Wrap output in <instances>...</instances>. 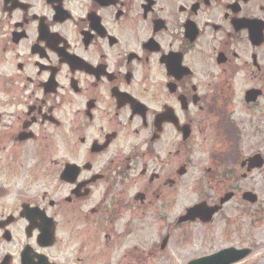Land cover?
<instances>
[{
    "label": "flooded vegetation",
    "instance_id": "obj_1",
    "mask_svg": "<svg viewBox=\"0 0 264 264\" xmlns=\"http://www.w3.org/2000/svg\"><path fill=\"white\" fill-rule=\"evenodd\" d=\"M244 123L264 127V0H0V264L169 258L226 205L179 223L192 207L236 196L175 217L195 151L246 170Z\"/></svg>",
    "mask_w": 264,
    "mask_h": 264
},
{
    "label": "rangeland",
    "instance_id": "obj_2",
    "mask_svg": "<svg viewBox=\"0 0 264 264\" xmlns=\"http://www.w3.org/2000/svg\"><path fill=\"white\" fill-rule=\"evenodd\" d=\"M243 117V116H242ZM245 122L247 117H243ZM245 129L241 133L240 154L242 159L262 154L264 157V127L254 132L250 124L244 123ZM212 151H195L194 158L201 162L200 174L195 180L186 178L179 191L176 193L174 206L175 217L184 214L187 208L197 204L204 198L218 200L225 193L236 189V196L226 204L215 222L205 228L193 227L190 232L193 234L186 237H193V240H183L185 229H178L176 226L175 240L172 242L169 258H160L154 264H188L194 258L215 254L228 248H249L252 255L240 264H264V167L251 173L241 168V164H222L219 166V173L215 176L206 175V169L211 164L204 156V153ZM230 150H221L220 154L225 155ZM206 160V161H205ZM246 175V178L243 177ZM211 180V181H210ZM251 192L258 196L254 204L243 199V194ZM177 219V218H176ZM177 222V220H176ZM185 237V238H186Z\"/></svg>",
    "mask_w": 264,
    "mask_h": 264
},
{
    "label": "water",
    "instance_id": "obj_3",
    "mask_svg": "<svg viewBox=\"0 0 264 264\" xmlns=\"http://www.w3.org/2000/svg\"><path fill=\"white\" fill-rule=\"evenodd\" d=\"M249 163L248 172H251L255 169H261L264 166V160L261 155H257L249 159L245 164ZM233 198L232 194L226 195L222 201L221 205L229 202ZM243 199L252 204L258 201V196L253 193L247 192L243 195ZM221 209L217 208H207L205 205H200L195 208H192L188 211V215L181 219V223L186 221H194L201 219L203 222H209L212 217ZM251 254V250H237L234 248L221 251L215 255L205 257L199 260L190 262L189 264H238L244 259H246Z\"/></svg>",
    "mask_w": 264,
    "mask_h": 264
}]
</instances>
